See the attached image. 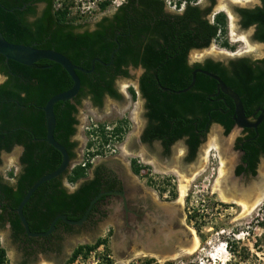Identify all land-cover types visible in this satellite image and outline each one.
Returning a JSON list of instances; mask_svg holds the SVG:
<instances>
[{
  "label": "trees",
  "instance_id": "trees-1",
  "mask_svg": "<svg viewBox=\"0 0 264 264\" xmlns=\"http://www.w3.org/2000/svg\"><path fill=\"white\" fill-rule=\"evenodd\" d=\"M261 1V6L241 8L239 13L242 26L247 28L255 24L254 39L264 42V0ZM40 2L46 6L39 13L36 6ZM108 3V0H101L100 7L105 8ZM55 6V0H0V30L11 42L55 49L86 70H91L92 60L99 58L100 61H94L91 71H77L81 87L75 98L59 101L54 106V136L66 147L71 159L76 157L74 150L78 143L71 138L77 132V113L82 100L90 95L96 105L100 104L103 93L112 92L113 80L117 75L125 74L130 64L135 67L142 64L147 69L142 78V91L149 100V116L153 121L149 140L161 139L169 150L174 141L186 136L188 161L194 159L213 121L221 123L226 134L234 127V101L226 98V102L219 99V95L213 96L217 92V80L205 73H197L194 85L186 90L192 82L195 67L217 74L236 91L247 116L264 100V57L257 60L239 58L230 61L229 65L209 58L203 65H187L190 49L208 47L225 27L224 12L217 13L215 22H211L206 18L207 11L194 4L189 3L182 14H172L164 11L165 0H125L112 18L104 17L91 30L82 29V24L68 20L67 7ZM0 71L6 77L0 83V163L2 151L10 152L17 145L24 148L20 156L22 170L15 184L5 182L0 176V225L10 222L15 241L48 243L54 237L61 238L63 231H74L76 226L58 219L52 234L42 240L38 239L41 236L30 238L17 207L28 189L41 176L54 171L62 161L60 151L45 139L43 107L53 95L68 90L73 80L59 63L48 59L26 65L0 54ZM157 81L169 90L158 88ZM245 129L247 135L240 137L237 145L245 150L244 160L248 166H240L237 173L247 170L255 174L259 157L264 155V120L256 129ZM124 130L120 121L111 129L102 124L90 133L100 137L99 144L103 147L112 138L121 137ZM94 144L91 140L88 146ZM98 149L92 154H99ZM91 165L90 160L84 166L77 164L40 185L23 209L31 231L48 230L59 214L71 220L80 219L91 200L103 189H108L100 167L95 170L94 177L86 178L74 191L66 188L64 177L76 183L86 177ZM134 170L141 173L144 169L134 164ZM105 242L106 239H98L94 244L79 245L67 262L72 263L80 255L90 254ZM5 261L6 250L0 245V264Z\"/></svg>",
  "mask_w": 264,
  "mask_h": 264
},
{
  "label": "rangeland",
  "instance_id": "rangeland-1",
  "mask_svg": "<svg viewBox=\"0 0 264 264\" xmlns=\"http://www.w3.org/2000/svg\"><path fill=\"white\" fill-rule=\"evenodd\" d=\"M108 1V5L101 8V0H55V7H67L68 20L82 24V29H92L98 20L110 15L125 0ZM165 1L170 11L178 10L186 2L181 0L182 4L176 6L177 0ZM192 2H198L201 7L209 4L208 0ZM258 3L259 0H218L209 18L214 20L221 10L226 14V25L208 47L192 50L189 54L190 61L211 58L227 63L243 56L251 59L264 57V44L253 38V27L244 29L240 26L237 13L239 6H254ZM4 79V75L0 73V83ZM122 81L118 79L117 85L121 87ZM124 83L131 86V90L135 87V82L131 83L130 80ZM121 92V100L106 98L102 108L94 106L88 99L82 100L77 113L79 124L74 136L78 143L76 157L72 159L68 169L88 160L92 165L88 167L85 178L72 183L64 177L63 183L70 191L74 190L80 182L94 174L97 164H105L125 176L128 188L133 190V200L137 198L136 193L139 191V195L152 198L151 205L161 210L159 216L168 210L174 214L175 220L161 225V228L164 230L162 234L179 240L174 245L176 251L178 249L176 256L160 260L154 255L158 250L148 248L138 241L136 244L133 240H127L126 237L130 234L124 229L120 231L123 227H118L110 215L100 221L97 219L83 226H76L72 232H62L60 239L54 237L44 248L40 241L33 242L30 246L15 241L8 225L0 227V245L6 250L5 264H20L24 260L28 261L27 264H146L149 260L148 264H264V198L255 209L246 211L236 202L239 196L233 195L235 184L248 187L257 182L260 174H264V159H261L257 176H234L239 154L233 146L241 134L240 127L235 126L226 134L222 127L211 126L206 141L193 160H187V149L183 141L174 144L171 152L166 155L159 142L152 145L140 144L138 136L143 117L139 96L135 94L131 97L128 88L124 86L121 87ZM120 121L125 130L121 137L112 138L109 145H104L103 149L108 155H93L102 146L99 144L100 137L90 132L102 124L111 129ZM233 133L235 135L230 138ZM91 140L95 144L89 147ZM21 153V147L15 146L10 152L1 154L0 176L9 184H15L17 175L22 170ZM223 162H227L228 179L221 174ZM134 164L144 170L141 173L135 171ZM181 185L186 188L184 197H180ZM158 234L153 228L149 237L156 239L161 235ZM98 239H106L105 244L86 256L80 255L72 263L67 262L76 247L94 244ZM196 239L198 246L193 251H183ZM45 248L46 251H43ZM221 252L224 254L223 258ZM214 253H218V257H211Z\"/></svg>",
  "mask_w": 264,
  "mask_h": 264
},
{
  "label": "flooded vegetation",
  "instance_id": "flooded-vegetation-1",
  "mask_svg": "<svg viewBox=\"0 0 264 264\" xmlns=\"http://www.w3.org/2000/svg\"><path fill=\"white\" fill-rule=\"evenodd\" d=\"M185 1L186 2L180 8H178V10L170 11V10L167 9V6H166L164 8V11L168 12V13H172V14H182L184 12V10L186 9L187 5L190 3V4H194V5L199 6L202 10H206L207 11L206 18H208L210 20L209 14L213 11V9L215 8V6L217 5V2H218V0H208V2H209L208 6L201 7L198 4V2L195 4V3L192 2V0H190V1L185 0ZM181 4H182L181 0H177L175 2L176 6L181 5ZM261 5H262V1L259 0V3L254 5V6H239L237 8V13H238V16H239V24H240V26L242 28H244V27L242 26V23H241L242 17H241V15L239 13V9H241V8L252 9V8H255L256 6H261ZM45 6H46V4L43 3V2L38 3L37 6H36L38 12L40 13ZM118 6H120V4ZM118 6L115 8V10L110 15H105L101 19H103L104 17L112 18L113 15L118 10ZM219 12H217V13H219ZM31 19H32V17H30V20ZM100 20H98L96 22L95 27L92 28L91 30H93V29H95L97 27V23ZM211 22H215V18ZM250 27L254 28L253 33H252V36L254 38V34H255V31H256V25L253 24V25H250L247 28H250ZM247 28H244V29H247ZM87 29H90V28H87ZM258 42L264 44V42H261V41H258ZM201 49H204V48H201ZM192 50H200V49H197V48L190 49L189 53L187 54V59H186V62H187L188 66L193 67L196 64L203 65L209 59V58H205L202 61L195 60L194 62H191L190 59H189V54H190V52ZM239 58H247V57L243 56V57H238L236 59H239ZM236 59H232V60H236ZM247 59H251V58H247ZM257 59H261V58H256V59H251V60H257ZM94 60H99V58H95ZM94 60H92V62ZM215 61H220V60H215ZM220 62L222 64H224V65H229V63H230V61L227 62V63H224L223 61H220ZM195 69H204V68L203 67H195L193 69V71ZM126 70H127V72L125 74H120V75H117V77H115V79L113 80V85H112V89L114 90V93H112L113 90H112V92L106 91L105 93H103L102 101H101L100 104L96 105L94 103V101L92 100V97L90 95L88 97L84 98V99H88V100H90V102L94 106H96L98 108H102L104 106V101H105L106 98L113 99V100H121L123 98V93L121 92V87L124 86L125 88H128V92H129L130 96L134 97L135 94H138L140 102H141L140 106H141V111H142L141 114H142V117H143V125L141 126V129H140V132H139V136H138L140 144L141 145H152L155 142H159L160 145L162 146L163 152L167 155V154H169L171 152L172 146H174V144H176L178 141H183L185 143V146H186V149H187L186 158H188V156H189V147L187 145V141H186L187 137L186 136L174 141V143L170 146L169 150H166V148L164 147L161 139H153L151 141L149 140V136L151 134L150 131L153 130V126H152V122L153 121H152L151 117L149 116V112H150V106H148L149 100H148L147 96L142 91L143 90L142 89V85H143L142 84V78L147 73V69L142 64L139 65V66H136V67L130 64L129 66L126 67ZM204 70H206V69H204ZM193 71H192V81H193ZM0 73H1V71H0ZM197 73H203V72H197ZM154 76L155 77L157 76L156 72L154 73ZM196 76H197V74H196ZM4 78H6L5 75H4ZM131 78H133V80ZM118 79H122L123 80L122 83H121V87L119 85H117ZM157 79L158 78L156 77V80ZM129 80L131 81V83L135 82L134 86L136 88L135 87L132 88L133 90H131V88L129 89V87H131V86H129L126 83H124V81L129 82ZM157 86H158V88H162L166 92L169 90L167 87H163L159 81H157ZM221 94H223V95H221ZM218 95H219V99H225L226 102L228 101L226 98H231L233 100V98L231 96H229L228 94L224 93L217 86V92L215 94H213V96H218ZM260 104L254 110V112L251 115H249L248 117L256 118L259 115L260 112L258 111V109H259ZM220 109H221L222 112H225L224 110H222V108H220ZM235 109H236V107H235ZM235 109H234V112H233V115H232V118L234 120V127L237 125V122L235 120V114H236ZM244 110H245V108H244ZM245 114H246V111H245ZM213 125H217V126L222 127L224 132H225L224 126L221 123H219L217 121H213L211 123L210 127L213 126ZM245 128H253V127L240 128L241 129V134H239V136L236 138V140L234 142V146H233L235 151H237L238 154H239V156L237 158V163H236V166L234 168V172L233 173H234L235 177L250 178V177L257 176L258 167H259L261 159H264V155L261 154L260 157H259V161L257 162L256 168H255L256 169L255 174H252L251 171H247V170L246 171H241L240 173H237L238 168L240 166H242L243 168H247V166H248L247 162L244 160L245 154H246L245 150L243 148H241L240 146L238 147V145H237V140L240 137H244V136L247 135V131H246ZM256 128H253V129H256ZM209 130H210V128H209ZM209 130H208L207 134L205 135L204 139L202 140V142L200 143L199 147L197 148L195 157L197 156L201 145L206 141V139L208 137ZM74 136L71 138V140L76 141L74 139ZM18 146L21 147L22 152H23V150H24L23 146H21V145H18ZM104 147L105 146H103L102 148L98 149L100 151L99 154H96L98 157H106L108 155V154H105L106 150L103 149ZM76 148H75V150H76ZM3 152H6V151H2L1 154ZM21 155H22V153H21ZM195 157H194V159H195ZM98 167H100V169L103 170V172H102L103 175H104L103 181L107 180L106 181L107 182L106 185H108V189L105 188L100 193H102V192H107V193L103 194L96 201L97 204L95 206L96 207L95 210L90 214V216L88 217V220L83 225H85L88 222L97 220V219H98V221H100L101 218L109 217L111 215L114 218V221H115V223H116V225L118 227H123L124 230H127V234H130V233L136 234V232H137L139 237H140V241H143L142 243L146 244L148 242V240L146 238L149 237V234L152 232L153 228H155V230L159 231V233L162 234L161 232H164V230L161 228V225H165L168 222H170L171 220H175L174 214L171 213L169 210L165 211L161 216H159L161 210L158 209V208L155 209L151 205L153 203V200H152V198H150V196H148L146 198V196L139 195V191H137V193H136V195H137L136 197L137 198L135 200H133L132 196H131V193H132L133 190L131 188H128V184L126 183L125 176L121 175L120 173L118 174L115 170H112V169L108 168L105 164H97L96 167H95V170ZM262 167H264V166H262ZM262 167L260 169H262ZM92 177H94V174L92 176H90L89 178H92ZM260 177H262V174L259 175L258 180H260ZM80 184H81V182L76 186L75 189H77L80 186ZM74 190H72V191H74ZM115 205H118V206H115ZM121 224H122V226H121ZM7 225L9 226V228L11 230V233H12V227H11V224H10L9 221L4 226L0 225V227H5ZM63 232H65V231H63ZM43 237H45V236H41L40 238L36 237V238L42 240ZM30 238H33V237H30ZM58 238L60 239V237H58ZM40 242L42 243V245L46 244V242L45 243H43L42 241H40ZM32 243L33 242L29 241L27 244H29V246H30V245H32ZM145 246L147 247V245H145ZM42 247L44 248V246H42ZM148 248H150V247H148ZM32 249L33 248H31V250ZM27 263H28V261L24 260L20 264H27Z\"/></svg>",
  "mask_w": 264,
  "mask_h": 264
},
{
  "label": "water",
  "instance_id": "water-1",
  "mask_svg": "<svg viewBox=\"0 0 264 264\" xmlns=\"http://www.w3.org/2000/svg\"><path fill=\"white\" fill-rule=\"evenodd\" d=\"M0 54L3 55L6 59H11L14 61H17L22 64L30 65L33 63H36L37 61L41 59H48L55 61L59 63L71 76L73 80V85L65 91L59 92L55 95H53L49 100L46 102L45 106L43 107L44 112H45V118H46V141L52 145L54 148H56L60 153L62 154V161L60 165L52 172L46 173L43 176H41L26 192L25 196L19 203L17 207V213L19 215V218L22 222V225L25 229V232L28 236L30 237H40V236H48L51 233H53L56 229V223L58 219H62L64 222L73 225V226H82L87 220L90 215L91 209L95 202L105 193L107 192H102L98 194L96 197H94L87 210L85 211L84 215L78 219V220H71L68 219L66 215L59 214L57 215L51 222L50 227L46 231H31L29 227L28 220L26 219L23 209L24 205L28 202V200L31 198L32 194L42 185L44 182L49 181L53 178H56L63 174L70 166L72 159L70 158V155L66 149V147L61 144L54 136V131L56 128V115L54 112V106L57 102L59 101H65V100H72L74 97L78 94L80 87H81V79L77 73L78 70L80 71H91L94 68V61L92 62V68L91 70H86L82 66L76 65L72 62V60L66 56L65 54L56 51L55 49L51 48H38L35 47L34 45H26V44H21V43H14L9 40H7L3 33L0 30ZM113 57V54H112ZM197 72H203L215 80H217L218 88L222 90L224 93L228 94L231 96L235 102V120L237 122V127L243 128V127H253L256 128L263 120H264V100L259 106L258 111L260 112L259 115L256 118H251L248 117L245 114L244 110V105L243 102L239 96V94L234 91L231 87H229L218 75L204 70V69H195L193 71V81L191 84L186 88L189 89L191 86L194 85L195 79H196V74ZM18 146V145H17ZM122 194V193H121ZM126 203V202H125ZM120 231H123V228H120ZM159 232V231H158ZM162 233V232H161ZM163 237L165 236L166 238H171L172 236H169L168 234H161ZM127 240H133V241H140V237L138 233H130L126 237ZM148 241H153L155 239L147 237L146 238ZM179 240H176L174 237L171 238V247H169L168 253L171 255H175L178 253V249L176 251V248L174 245L178 242ZM184 246V245H183ZM153 250H158L156 248H152Z\"/></svg>",
  "mask_w": 264,
  "mask_h": 264
},
{
  "label": "bare ground",
  "instance_id": "bare-ground-1",
  "mask_svg": "<svg viewBox=\"0 0 264 264\" xmlns=\"http://www.w3.org/2000/svg\"><path fill=\"white\" fill-rule=\"evenodd\" d=\"M234 135H235V133H233L230 138H232ZM226 163L227 162L222 163L223 167L221 169V171H222L221 174H224V176L228 179V176H226L227 175ZM233 188H234L233 195L239 196V199L237 198L236 202H238L246 211H252L261 203V200L264 198V174L262 173V177H260V180H257L256 183L249 185L248 187H240V186L235 184ZM179 190H180V197H184L186 194L185 185H181ZM224 198L226 199V197H224ZM171 238H166L165 236L163 237L162 235H159L158 237H156L155 240L148 241L144 245H147V247H152V248L154 247V248L158 249V252L154 253V255L157 258H159L160 260H163V259L169 258L170 256L173 257V255L168 253L169 247H171V245H172L171 244L172 243ZM138 242H140V244H142L143 241H138ZM138 242H136V244ZM197 246H198V242L196 239L194 243L187 246L186 249L183 251L191 252ZM217 254L218 253H214L213 255H211V257H218ZM221 255H222L221 257L223 258L224 257L223 252H221ZM175 256L176 255H174V257ZM216 259L218 260L219 258H216Z\"/></svg>",
  "mask_w": 264,
  "mask_h": 264
},
{
  "label": "built area",
  "instance_id": "built-area-1",
  "mask_svg": "<svg viewBox=\"0 0 264 264\" xmlns=\"http://www.w3.org/2000/svg\"><path fill=\"white\" fill-rule=\"evenodd\" d=\"M86 164V161H84L83 163H82V165L84 166Z\"/></svg>",
  "mask_w": 264,
  "mask_h": 264
}]
</instances>
